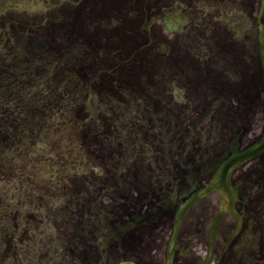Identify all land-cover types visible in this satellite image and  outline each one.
<instances>
[{"label":"flooded vegetation","instance_id":"obj_1","mask_svg":"<svg viewBox=\"0 0 264 264\" xmlns=\"http://www.w3.org/2000/svg\"><path fill=\"white\" fill-rule=\"evenodd\" d=\"M263 114L264 0H0V264L32 254L49 185L61 191V136L79 133L90 156L81 173L94 181L103 174L110 187L113 167L98 163L119 119L162 151L178 149L167 138L189 133L187 119L201 118L202 134L223 148L225 121L235 132ZM50 153L57 180H34L35 164L45 166ZM255 162L250 183L241 182L239 231L231 240L239 225L228 214L209 264H264V160ZM178 182L160 152L145 165L139 192L122 190L131 205L118 208L111 257L168 263L180 199L195 190L173 200ZM221 200L207 198L185 215L173 264H206Z\"/></svg>","mask_w":264,"mask_h":264},{"label":"rangeland","instance_id":"obj_2","mask_svg":"<svg viewBox=\"0 0 264 264\" xmlns=\"http://www.w3.org/2000/svg\"><path fill=\"white\" fill-rule=\"evenodd\" d=\"M178 88L179 90L182 89L181 86ZM131 112H134V110L132 109ZM132 115L131 113V116ZM128 118L131 119L130 117ZM187 120L190 121L192 129H190L189 133H178V135H176V142L173 146H176L178 149H168L166 151L168 155L174 158L175 162H171L166 158L167 164L168 166L172 164L173 167L180 166V170H184L186 175L189 176L201 175L202 172H205V176L199 178L197 181H179L177 185L171 189L172 193L170 197L173 200H177L176 195L180 192V188H185L184 190L187 191L191 186L196 187L198 185H204L207 180L206 177L214 170V167L211 166V162L217 164L228 157L231 153L233 142L237 137L240 138L241 145L245 147L252 143L254 139L251 124L252 119L250 118L241 120L242 128L235 132H230L229 122L226 124L225 121L226 128L223 148L217 147V141L210 140L206 134H202L201 118ZM262 121V119L258 120L259 123ZM128 129H131V126H129ZM131 132L133 131L125 129L122 119L115 122L113 141L119 143L122 140L128 144L127 152L129 155V163H139L142 158H145L147 163L151 161L155 164V160L159 156L157 154L158 152L152 149L150 152L145 150V144L143 142L137 143L135 138H133V134H130ZM138 145L140 148L136 147ZM150 146H152L151 140ZM140 151L143 153L139 156L138 152ZM73 152L75 153V151ZM40 156L43 157L44 154L41 153ZM34 157H36V153ZM49 159H51V155ZM62 160L61 158V161ZM116 160L117 162L111 165L113 167V172L117 173L113 175V184L111 183L109 188L106 187L108 191H105V194L102 193L101 197H96L94 195L93 197L96 198V200L92 203L75 201V197L77 196L72 194L71 191H66V187H69L70 190L73 189L71 183L74 181L70 183L62 181L64 175H68L67 178L71 179L75 173H78L80 167L86 168L88 165L86 158L77 151L75 158L70 160L69 166L67 168L61 167V191L57 190L55 194H50L48 198L44 200L45 204L43 210L46 217L44 224H46L48 228L49 238L44 241L43 235H45V230H34L33 250H31L32 254H29L31 261L33 260V255H38L43 264H116L118 262V258H113L109 255L107 242L112 233L111 230L116 232L118 228L116 223L120 222L122 215L117 207L123 204V199L119 197L122 194L126 196L121 190L129 184L130 180L118 174L121 168L118 162L119 159ZM56 161L57 158H55V162ZM250 168L251 165L247 164L239 173L248 172ZM44 170L42 165L37 166L34 176L40 175ZM115 181H119L120 186L118 189L114 187ZM100 188L101 187H98L97 189L99 190ZM91 189L95 188L93 186L89 189L87 188V190ZM134 192L136 191L134 190L131 193L133 194ZM79 204H82L81 207L85 208V214L79 213ZM82 222L91 225L92 229L88 231L79 230L77 226ZM75 226L77 227V231H75ZM96 228H99V230H95ZM75 232H77V235H75ZM61 233H64V235H61ZM98 246L100 247L101 253L97 252L96 255L94 248ZM32 264L37 263L32 262Z\"/></svg>","mask_w":264,"mask_h":264},{"label":"water","instance_id":"obj_3","mask_svg":"<svg viewBox=\"0 0 264 264\" xmlns=\"http://www.w3.org/2000/svg\"><path fill=\"white\" fill-rule=\"evenodd\" d=\"M262 146H264V143H263ZM254 155H255V150L254 149H252L250 151H247V152H245L243 154H240V155L239 154H236L230 161H228L224 165V167H223V169L221 171V174L218 177V179H219V187L218 186L211 185L210 188L205 189V190H202L199 194H197L194 197V201H196L197 199L201 198L202 196H205V195L211 193L214 190L223 191L225 194L231 193V191L227 187V177H228V174L230 173L231 169L235 165H237L238 163L243 162V161L251 158Z\"/></svg>","mask_w":264,"mask_h":264}]
</instances>
